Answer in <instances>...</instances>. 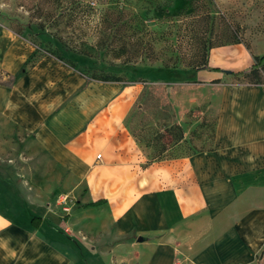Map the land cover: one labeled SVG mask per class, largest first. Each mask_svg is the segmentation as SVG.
I'll list each match as a JSON object with an SVG mask.
<instances>
[{
  "label": "crops",
  "instance_id": "1",
  "mask_svg": "<svg viewBox=\"0 0 264 264\" xmlns=\"http://www.w3.org/2000/svg\"><path fill=\"white\" fill-rule=\"evenodd\" d=\"M34 50L0 22V264H258L264 84L235 83L225 72L251 67V50L214 47L208 65L222 71L193 74L221 90L212 146L159 160L127 126L141 84L87 82L46 57L30 64ZM10 146L17 152L6 158ZM29 150L42 153L34 166L49 173L26 169ZM75 191L79 208L62 219L57 198ZM93 210L108 221L89 222ZM89 224L107 229L104 248L87 243Z\"/></svg>",
  "mask_w": 264,
  "mask_h": 264
},
{
  "label": "rangeland",
  "instance_id": "2",
  "mask_svg": "<svg viewBox=\"0 0 264 264\" xmlns=\"http://www.w3.org/2000/svg\"><path fill=\"white\" fill-rule=\"evenodd\" d=\"M67 1L0 0V22L21 32L35 49L29 63L46 57L79 72L87 82L109 75L119 77L121 82L141 84L143 91L127 122L150 158L209 149L214 141L221 90L218 85L200 84L193 74L210 53L208 47L229 43L232 32L238 33L240 44L249 46L253 54L264 51V0H118L126 9L122 15H105L112 0H85L95 9L87 16L63 13ZM106 16L119 21L115 27H124L118 36L127 42L125 51H119L122 42L113 38L115 27L109 28ZM108 38L117 43L99 48V42ZM58 39L70 47L87 49L91 56H70ZM228 45L234 44L224 46ZM129 57L130 63L126 64ZM92 75L99 78L93 79ZM229 78L235 83L245 82L233 74ZM11 147L6 158L17 152ZM23 156L29 159L26 169L49 173V166H34V158H41L42 153L29 150L23 151ZM83 187L81 184V193ZM81 193H65L57 198L63 201L62 219L69 212L74 215ZM84 217L89 222L93 217L98 222L108 221L106 213L95 210ZM73 218L77 227V217ZM85 227L87 243L104 248L107 229H95L90 224ZM77 232L75 229L71 233ZM110 256H99V262L104 263ZM258 256V264H264V244Z\"/></svg>",
  "mask_w": 264,
  "mask_h": 264
},
{
  "label": "trees",
  "instance_id": "3",
  "mask_svg": "<svg viewBox=\"0 0 264 264\" xmlns=\"http://www.w3.org/2000/svg\"><path fill=\"white\" fill-rule=\"evenodd\" d=\"M125 10H126L125 6L122 3H120V1L112 0L111 1V5L108 6L104 10L105 11L104 13H105V15H111V13L116 12L117 15H122V14L125 13ZM65 12H68L69 14L76 15V16H80V15H86L87 16V15H90L93 12H95V9L89 3H87L85 0H68L67 1V5H66L65 10H64L63 13H65ZM133 18L135 20L134 15H133ZM104 21H106V22L108 21L109 23H111L109 28L115 27L114 23L115 24H117V23L119 24V21L117 22L115 20L113 22L107 16L105 17ZM135 27H136V29L135 28L134 29L138 30L139 27H137L136 25H135ZM123 28L124 27L122 25H119V26L115 27L114 33L116 34V36H113V38H115V39L118 38L117 40H119V42H122L120 44L119 51H125L126 45H127V42L124 41L123 37L121 38L120 36H118L119 35L118 33H122L123 32ZM16 32L18 34H21V32H19V31H16ZM113 38H111L110 40L108 38V39H105V40H102L101 42H99V44H100L99 48L102 49V48H105V47H107L109 45L114 46V44L117 43V41H115V39H113ZM59 42H60L62 50H64L70 56L73 55V54H75L77 56H80V57L84 56L86 58L91 56V53L87 49H82V48L77 49L75 47H70V46L66 45L61 40H59ZM239 43H242V41L239 39L238 33L234 34L232 32V35L230 37L229 43H219L216 46L218 47V46H224L226 44H239ZM214 47H215L214 45H210L208 47V51L210 52V50L212 48H214ZM246 47L248 49H250L249 46H246ZM208 57H209V53H208L205 61H203L201 63V65H199L197 68L198 69L199 68H207V69H210V70L222 71V69H220V68H212V67H210L208 65ZM253 58H254V64L251 67H249L247 69H244V70H241L239 72H231V73L233 75H235V76L243 78L245 82H247V83H249L251 85L264 84V54H262V55L253 54ZM69 60H71V59H69ZM130 60L131 59L129 57L125 61V63L129 64ZM165 68L166 69H170V67L168 65H166ZM91 78L98 79L99 77H97L95 75H92ZM99 80H101V81H121L119 79V77H110L109 75L105 76V77H102ZM214 82H218V81H214ZM127 126H128V122H127ZM177 156H180V155H177ZM167 157H172V156H165V157H161V158H150V157L149 158H150V160H154V159L159 160V159H164V158H167ZM101 202H103V201H98L97 203H101ZM39 219L40 218L35 217V218H33L32 222L34 223V222H36Z\"/></svg>",
  "mask_w": 264,
  "mask_h": 264
},
{
  "label": "water",
  "instance_id": "4",
  "mask_svg": "<svg viewBox=\"0 0 264 264\" xmlns=\"http://www.w3.org/2000/svg\"><path fill=\"white\" fill-rule=\"evenodd\" d=\"M225 72H226V73H231L232 71H230V70H225ZM139 240L141 241L142 238H139Z\"/></svg>",
  "mask_w": 264,
  "mask_h": 264
},
{
  "label": "built area",
  "instance_id": "5",
  "mask_svg": "<svg viewBox=\"0 0 264 264\" xmlns=\"http://www.w3.org/2000/svg\"><path fill=\"white\" fill-rule=\"evenodd\" d=\"M98 157H101V155H98ZM64 210L68 211L69 208L68 207H65Z\"/></svg>",
  "mask_w": 264,
  "mask_h": 264
}]
</instances>
